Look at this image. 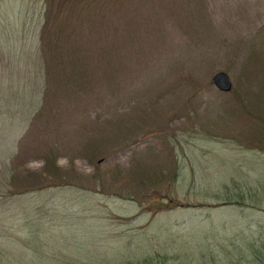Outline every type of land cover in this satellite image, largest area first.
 <instances>
[{
	"label": "rangeland",
	"instance_id": "1",
	"mask_svg": "<svg viewBox=\"0 0 264 264\" xmlns=\"http://www.w3.org/2000/svg\"><path fill=\"white\" fill-rule=\"evenodd\" d=\"M0 264H264V0H0Z\"/></svg>",
	"mask_w": 264,
	"mask_h": 264
},
{
	"label": "water",
	"instance_id": "2",
	"mask_svg": "<svg viewBox=\"0 0 264 264\" xmlns=\"http://www.w3.org/2000/svg\"><path fill=\"white\" fill-rule=\"evenodd\" d=\"M214 86L223 92H228L231 89V81L227 73L224 71H217L212 76Z\"/></svg>",
	"mask_w": 264,
	"mask_h": 264
}]
</instances>
